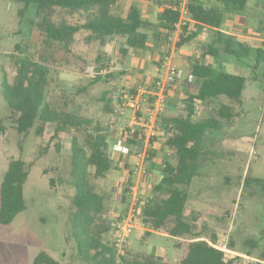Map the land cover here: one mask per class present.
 I'll use <instances>...</instances> for the list:
<instances>
[{"label": "rangeland", "instance_id": "rangeland-1", "mask_svg": "<svg viewBox=\"0 0 264 264\" xmlns=\"http://www.w3.org/2000/svg\"><path fill=\"white\" fill-rule=\"evenodd\" d=\"M161 1L165 7H169L164 0H153L149 3L158 9ZM202 2L207 7L222 9L217 0ZM120 3V12L116 10V14L123 18H126L132 6L142 10L144 5L138 0H122ZM23 8L24 4L0 0V116L6 127L0 140V205L1 185L9 163L22 159L30 166L29 178L24 188L26 210L18 214L11 224H0V264H33L42 251L61 264H90L78 252L70 219L76 210L73 203L75 190L71 163L72 139L77 136L80 143L84 144V137L73 130L61 132L55 137L53 127L47 128L41 136L36 135L35 129L19 134L15 127L17 115L4 100L2 84L4 80L13 83L18 62L24 57H30L44 63L51 70L47 101L53 109L76 112L81 117L96 119L105 128H109V152L113 168L107 178L93 181V184L97 192L104 193L107 197L103 217L109 222L110 229L104 238L111 244L116 241L117 223L128 215L133 202L131 192L123 200L124 191L131 190L132 185L138 186L142 201L148 192H144L147 188L146 180L150 175L156 174L150 170L149 162L148 174L144 180L131 175L128 168L123 169L126 154L120 152L128 138L129 132L126 134L125 131L132 111L125 110V114L119 116L115 112L113 96L119 91L131 90L139 85L152 86L153 81L164 74L156 61L158 57L164 59L173 51L178 57L181 48L175 45L174 35L172 40L162 39L160 48V41L152 37L156 30L157 13L151 16L146 12L141 13L142 19L153 25L142 30L150 36V46L146 50H136L134 55L129 54L128 64L124 67L120 52L125 44L124 38H109L101 45L92 38L89 31L81 30L76 34L75 43L68 51L61 43L48 39L39 29L45 15L39 14L36 6L31 5L21 15ZM242 15L244 17H240ZM184 18L189 20L187 11L184 12ZM48 20L56 24L66 22L82 25L86 16L54 8L50 11ZM187 30L184 33L182 27L181 33L187 36L194 28L191 26ZM222 30L236 34L246 44L261 47L264 44V0H249L246 13L238 16L227 15ZM213 36L214 33L209 31L208 34H202L199 40H193L184 47H193V52L197 50L201 57L203 46L211 44ZM179 40L180 37L176 42ZM220 58L226 62L224 67L227 71L246 77L243 103L220 97L208 105L198 106L197 120L216 116L222 103L231 105L235 115L232 119L233 126L202 137L212 154L204 159L205 168L197 180L208 186L202 190L197 183L190 189L186 214L198 219L199 230H206L202 240L218 244L222 249H232L236 253L234 257H230V254L225 256L226 260H234L235 264H264L260 257L264 250V65L254 73L253 69L232 56L221 55ZM211 61L214 63V60ZM100 67L104 68L102 74L117 75L109 82H94ZM122 68H127L126 75L120 74ZM136 73L144 76L137 77ZM176 85L170 88L169 96L180 101L182 98L180 91L175 89ZM106 92L108 95L105 100L103 96ZM109 98L112 100L109 106L112 110L105 107ZM181 114L183 103L175 109L168 108L163 115L169 117ZM166 138L165 134H159L153 143L156 144V150H160L158 154L161 168L170 158L169 151L163 149ZM160 145L163 146L159 147ZM158 173L157 171V175ZM157 177H152V180L157 181ZM135 208L142 221L141 204L138 203ZM212 236L217 240L213 241ZM248 239L258 242L256 249L252 250V256L246 254L248 249L251 250L245 243ZM127 240L125 246L116 248L120 255L125 254L130 260L161 255L164 256L162 264H180L185 244L192 241L193 236L173 239L162 231L135 230Z\"/></svg>", "mask_w": 264, "mask_h": 264}, {"label": "trees", "instance_id": "trees-1", "mask_svg": "<svg viewBox=\"0 0 264 264\" xmlns=\"http://www.w3.org/2000/svg\"><path fill=\"white\" fill-rule=\"evenodd\" d=\"M24 4L20 14H24L31 5L37 7V12L45 18L39 24V29L50 40L61 43L70 50L75 43V37L81 30H87L92 38L104 45L109 38L120 37L125 44L120 48L122 60L136 50H146L150 36L144 33L146 27L153 25L142 19L139 8L132 6L126 18L116 15L114 7L121 0H6ZM169 7L159 2L156 30L153 39L168 41L176 31V25L181 17V0H164ZM222 9L207 7L202 0H188L187 13L189 20L183 27L184 33L194 25V31L187 36L182 33L177 47L181 48L195 40L201 32L210 28L213 30V42L206 47L202 58L192 63V72L201 84L197 92L189 94L178 101L170 99L168 108L175 109L183 103V114L160 117V128L166 135L165 146L170 158L161 168V180L151 187V191L141 201L142 221L152 231H162L171 237L193 236V240L185 244V252L180 264H235L234 260H226L224 252L218 250L202 236L206 230L197 228V218L188 217L187 204L190 199V189L200 184L202 190L206 186L197 177L202 173L204 159L212 152L204 144L202 137L207 133L222 132L225 127L233 126L234 108L222 103L217 115L203 120H197L198 106L208 105L220 97L231 102H242L246 88V77L227 71L221 55L234 57L256 70L264 65V44L253 47L240 41L236 35L226 33L222 26L226 16H238L245 12L249 0H217ZM54 8H61L86 16L82 25H71L66 22L56 24L48 20L49 13ZM214 60V63L207 61ZM124 64V61L122 62ZM104 68H99L94 82L107 81L117 74H102ZM124 72H120L122 74ZM119 74V73H118ZM51 70L44 63L30 57H24L18 62L17 74L13 83L4 80L2 93L11 111L17 115L15 127L19 134H26L35 129L41 136L47 128L55 129L58 137L64 131H76L84 137V144L77 136L72 139L71 163L73 187L75 195L73 203L75 212L70 216L73 235L78 252L90 264H162L163 257L148 256L142 260H130L127 255H120L115 243L109 244L104 235L109 232V222L103 217L106 211L107 197L97 192L93 181L107 178L113 168L110 156V132L96 119L79 116L76 112L60 111L52 108L47 101V89L50 85ZM170 90V89H169ZM169 94V91H168ZM107 92L103 99L106 100ZM112 100L106 101L109 108ZM111 109V108H109ZM112 110V109H111ZM126 129V128H125ZM6 132L4 121L0 116V140ZM129 132L122 151L130 155L143 144L145 136L141 132ZM155 140L152 141V145ZM150 150V164L155 157V150ZM215 161L213 162V164ZM149 164V165H150ZM128 165V164H127ZM129 166V165H128ZM128 168V167H127ZM30 174V166L22 159L12 160L1 185L0 224H11L18 214L26 210L24 188ZM132 175V173L130 172ZM131 184V182H130ZM227 185V182H226ZM129 189L124 191L123 200L129 195ZM213 241L217 240L211 237ZM251 248L246 254L252 256L258 242L248 239L245 242ZM182 247L181 244H178ZM264 260V250L260 254ZM33 264H61L47 252L42 251L34 259Z\"/></svg>", "mask_w": 264, "mask_h": 264}, {"label": "built area", "instance_id": "built-area-1", "mask_svg": "<svg viewBox=\"0 0 264 264\" xmlns=\"http://www.w3.org/2000/svg\"><path fill=\"white\" fill-rule=\"evenodd\" d=\"M187 4L188 0H181L180 8L182 14L179 23L176 25V31L172 34L176 41L182 34L181 28L187 23L184 18V12L187 11ZM172 35L169 38L170 40L173 39ZM176 41L175 44H177ZM170 54L161 60V69L164 71V74L157 77L156 80L153 81L152 86L139 85L131 90L119 91L113 96L116 107L115 112L119 116H123L125 110L132 111V116L128 120L127 128L131 132L140 131L145 136L143 144L134 154V161L128 164V170L132 175L142 177V179H145L148 174L147 163L150 160V149L152 141L160 134V117L168 107L169 89L177 82L183 80L193 82L195 79L192 70L186 73L183 68L176 66L173 62V53L171 56ZM130 189L129 192L133 195V202L128 215L117 223L116 247L125 246L128 242V237L135 230L151 231L143 221H140L137 208H135L136 205L138 206V203L141 204L138 186L132 185ZM210 245L224 252L225 256H229L230 254V257H234L236 254L232 249L226 250L218 247V244L215 245L214 243H210Z\"/></svg>", "mask_w": 264, "mask_h": 264}, {"label": "crops", "instance_id": "crops-1", "mask_svg": "<svg viewBox=\"0 0 264 264\" xmlns=\"http://www.w3.org/2000/svg\"><path fill=\"white\" fill-rule=\"evenodd\" d=\"M122 1V0H121ZM138 1H141L144 5H143V8H142V10H141V12L142 13H147L148 15H152V14H154V13H157L158 14V12H159V8L160 7H158V9H157V7L156 6H152L149 2L150 1H153V0H138ZM120 5H121V3L120 2H118L117 4H116V6L114 7V9H113V11H114V13L116 14V10H119V12H120ZM248 8H249V2H248V5H247V8H246V11H245V13L248 11ZM117 15V14H116ZM240 17H244L243 15L242 16H240ZM157 24V23H156ZM194 29H195V27H194V25H191ZM190 26V27H191ZM213 32V30L212 29H210V28H206V29H204L202 32H201V34L195 39V40H199V38L202 36V34L203 35H205L206 33L208 34V32ZM242 32H244V29H242L241 30ZM224 32H226V33H229V34H233L232 32H228V31H224ZM246 34V33H245ZM233 35H236V34H233ZM249 37H251V36H249ZM161 44H162V42L160 41V48H161ZM188 44V43H187ZM176 45V44H175ZM174 45V46H175ZM186 45V44H185ZM184 45V46H185ZM210 45V44H209ZM147 46H150L149 44L147 45ZM174 46H173V48H172V51H173V49H174ZM184 46H182L181 47V50H180V53H179V55H178V57L176 56V55H174L175 53H174V51H173V60H174V63L175 64H177L178 66H180L181 68H183L185 71H186V73H189L191 70H192V63L196 60V59H200V58H202V56L200 57V54H197V50H196V52H193V47H191L190 48V46L189 47H184ZM206 47L207 46H203V50L205 49L206 50ZM166 49H169V48H166ZM202 50V53H204L205 52V50L203 51ZM135 52V51H134ZM134 52H131V53H129V54H132V55H134ZM192 52V53H191ZM129 56V55H128ZM128 56L126 57V59L125 60H122V58H121V60H122V62L124 61V67L128 64L127 63V60H128ZM161 58L160 57H158V59L156 60V61H158L159 62V65H160V67H161ZM207 62H211V61H207ZM121 72H124V74L126 75L127 74V68H122V70H121ZM123 74V73H122ZM148 74H150V71L148 72ZM137 77L138 76H144V75H142V74H138V73H136L135 74ZM135 76V77H136ZM153 76H155V75H153ZM175 84H177L176 86H175V89L179 92L180 91V94H181V98L182 99H184V98H186L189 94H191V93H193V92H197V90H198V88H199V86H200V84H201V82H200V80H197L196 78L194 79V81L193 82H188L187 80H183V81H180V82H177V83H175ZM174 84V85H175ZM179 84V85H178ZM172 87V86H171ZM170 97V99H174L172 96H169ZM169 110H170V108H169ZM134 132H138V131H134ZM134 132H130V133H134ZM126 134H127V132H126ZM160 134H162V133H160ZM164 134V133H163ZM128 136H129V134H128ZM159 136V135H158ZM158 138V137H157ZM161 146H163V145H160L159 147H161ZM152 147L153 148H155V157L153 158V160H152V162H151V164L149 165V168H150V170L151 171H155V175L154 176H149V178H148V180H146V186H147V188H145L144 189V192H147V194L151 191V189H150V191H149V188H151L153 185H155V184H157V183H159V181L161 180V172H160V170H161V166H160V161H159V154H158V152L160 151H157L156 150V144H154V145H152ZM164 148V150H166L167 148H166V146H163ZM118 148H120L119 146H118ZM123 150V149H122ZM167 151H168V149H167ZM120 153H124V154H126V156H125V158H124V166H123V169L125 170V169H127V167H128V165H127V163L128 164H131L133 161H134V155H130L127 151H121ZM169 153V152H168ZM157 154V155H156ZM157 171L159 172L158 173V175H157ZM124 175H125V171H124ZM155 176H158L157 177V181H154V180H152V177H154V179H155ZM152 180V181H151ZM148 186H150V187H148ZM173 239H178L177 237H172ZM161 256V255H160ZM243 256H245V255H243ZM161 257H164V256H161Z\"/></svg>", "mask_w": 264, "mask_h": 264}]
</instances>
